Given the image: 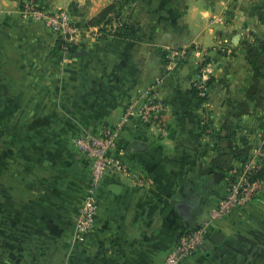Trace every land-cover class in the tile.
Returning a JSON list of instances; mask_svg holds the SVG:
<instances>
[{
    "label": "crops",
    "instance_id": "obj_1",
    "mask_svg": "<svg viewBox=\"0 0 264 264\" xmlns=\"http://www.w3.org/2000/svg\"><path fill=\"white\" fill-rule=\"evenodd\" d=\"M159 1L146 0L149 13L144 29L136 32L137 24L126 36L92 35L80 47L86 52L72 55V61L59 69L54 33L40 21L23 18L18 0H0V129H8L13 119H24L7 131L25 135L34 130L35 139L44 143L37 135L48 129L39 119H58L49 132L57 134L51 141L57 150L52 160L57 167L55 182L46 186L48 194L35 192L32 198L17 202L13 188L18 181L10 168L13 160L3 159L0 264H11L16 252V264L58 260L59 255L38 250L48 243L57 245L58 231H67L69 237L64 241L68 246L81 247V254L67 256L70 262L164 264L178 234L205 218L226 190L224 173L240 161L236 153L245 150L249 154L262 141L264 17L259 11L264 6L253 0H167L173 6L167 13H158L154 7L167 2ZM94 6L85 9L88 17L98 12ZM163 37V43L171 46L192 40L205 41V45L193 50L195 53L187 50L175 70L167 71L162 55L166 45L157 41ZM253 40L259 44L252 45ZM215 42L219 43L211 45ZM204 52L211 59L207 66L201 63L205 67L202 77H208L205 106L191 85L200 73L195 76L198 54ZM159 76L164 78L160 94L168 105L166 133L136 119L126 122L119 133L122 157L144 182H133L121 172L107 173L96 193L92 225L75 236V213L86 192L88 170L80 153L74 157L68 135L78 127L96 131L115 122L131 96ZM203 107L209 116L204 124L199 121ZM30 117L33 122H25ZM64 138L67 146L60 145ZM131 141L144 148L128 151ZM77 160L84 165L80 172L72 169ZM25 182L19 185L24 191ZM111 185L119 189L112 191ZM262 186V192L250 202L257 213L262 207L259 202H264V181ZM188 202L190 217L184 219L176 205ZM244 206L216 221L215 227L223 233L219 243L209 235L202 250L179 264L245 262L247 240L236 227L246 229L247 222H242L248 209ZM239 235L242 237L236 238ZM27 247L34 250L28 252Z\"/></svg>",
    "mask_w": 264,
    "mask_h": 264
},
{
    "label": "rangeland",
    "instance_id": "obj_2",
    "mask_svg": "<svg viewBox=\"0 0 264 264\" xmlns=\"http://www.w3.org/2000/svg\"><path fill=\"white\" fill-rule=\"evenodd\" d=\"M42 1L44 3H46L47 7L51 8V9L66 10L70 19L75 22V24L78 28L77 38H76V40L70 42L68 53H66V55H64V53L60 52L59 48L56 47L57 51H58V56H59L58 57L59 59L56 61V63L58 65L59 69L65 68L67 63L72 61L73 52L75 50L80 49V47H81V45H83L84 41L86 39L91 38L90 36L93 35L96 38H100L102 35H104V36L108 35L109 37H112L115 35L126 36L138 24L139 26L136 27V29H135V31L137 32L140 29H144L146 27L147 20L145 19V16H146V14L149 13V12L147 13V7H146V3H145L146 0H140L138 3H135L138 0H136V1L135 0H42ZM156 1H159V0H156ZM253 1H257L258 5L260 7L264 6V0H253ZM133 3H135V4L133 5ZM159 3H161V1H159ZM94 4H95L94 7L97 6L99 10L106 5L111 6V10L109 13H106L102 16H97V20H99L98 23H95V20L93 18V16L98 12H95V14H93V15L91 14V16H89V17L87 16V12L85 13V9L89 5H94ZM172 6H173V3L170 4V2L167 1L165 6L158 5V6H155L154 8H155V11L158 13H164V12L167 13V11ZM229 8H230V5H229ZM156 9H158V10H156ZM226 9H227V6H226ZM93 11H95V10H93ZM259 12H260V16L264 17V7ZM28 21H32V20H28ZM41 23L45 27H47L43 22H41ZM93 25H96V27H94ZM90 26H92V27H90ZM104 32H107V33H104ZM245 34H247V33H245ZM55 37H56V35H55ZM56 39H57V37H56ZM163 39H165V37L159 38L157 41H160V43L163 46L166 45L165 48L162 50V55L164 57V69L165 70H167L166 64H167V61L169 60V54L171 52H173L175 50H179V51L184 50L185 55H186L187 50H191L193 53H195L193 50H195L197 52V50H200V48L203 49L204 48L203 45H205V41H197V40L194 41V40H192V41H188V43H186V44L171 41V42L177 43L174 46H171L173 44L170 45V43L169 44L163 43ZM179 40H181V39H176V41H179ZM227 42H226L227 44H231V42L229 40H227ZM233 42L236 44L237 39ZM218 43L219 42H217V43L215 42L213 44L211 43V45H215ZM221 44L222 43H220V45ZM251 44L252 45H258L259 41L253 40ZM208 45H210V44H208ZM202 51H204V50H202ZM198 59H199L198 60L199 65L197 66L195 76L197 75V71H199L200 68H202L201 63H202V65L207 66L208 63L211 62L210 56H208L206 52H204L203 54H198ZM177 65H178V63L175 65V67ZM175 67H173L172 69L175 70ZM65 73H66V71L60 72L59 76L63 77L65 75ZM196 78H198V76H196ZM152 85H154L155 87H158L159 91L161 92L163 89V86H164V78L159 76L157 79L150 81L149 83L145 84L142 88H139L131 96L129 101L135 97L140 96L145 89H147L149 86H152ZM191 85L193 86V79L191 80ZM60 93H62V92H60ZM129 101H128V103H129ZM201 104H203L204 106L207 105V104L202 103V102H201ZM49 105H50V103H48V106ZM206 112H208V110L203 107L202 111H201V116L206 117L204 119L208 120L209 116H207ZM13 120L15 121L14 124H13V122H9V125H11V126L18 125V123L22 122L24 119H16V120L13 119ZM33 120L34 119H32L30 117V118L25 119V122L29 123V122H33ZM39 121H41L43 124H45V126L48 129L47 133L37 135L38 137H43V140H45L44 143L35 139L36 135L34 134V130H32V131L29 130L28 133L24 135V134H20V133L14 134V133H10L9 131H7L11 126H9L8 129L3 128V131H1V129H0V186L2 185V183L4 181L3 180V176H4L3 159H11L13 161L10 162V168L12 170L14 180L18 181V182H15V186L13 188L14 194L16 197L15 198L16 201L19 200V198H23V199L26 197L32 198V196L35 192L38 195H40V194L45 195L46 193L48 194L49 193L48 187H46V186L48 184H51V182H55V171H56L57 166H55V164L53 163L52 160H53V157L55 156L57 150L52 145L51 141H52V139H55L57 137V134L54 133V135H52L49 132L51 129L50 127L54 126L55 123L58 121V119L57 118H53V119L43 118V119H39ZM200 122H201V117H200ZM164 124L167 127L166 119H165ZM102 126L103 125H101V127ZM85 131L86 130H82L78 127V128H76V132L74 134L68 135V142H69V144L71 143L75 149V156L74 157H76L78 155V153L80 152L78 149L77 141H78L79 137H81V135L85 133ZM87 131H91V130L88 129ZM24 136H26V138H24ZM64 136L66 137V134ZM262 136L264 139V134L261 135L260 137H262ZM263 139H261L262 141H260V143L257 145V147H259L261 145L264 146V143H263L264 140ZM60 145L67 146V139L64 138L63 142H60ZM251 153L248 154L245 150H241L240 152L236 153V156L240 159V161L236 164H231L230 166H228L226 168V170L231 169L233 167H238L240 165V163H242L241 161H244L250 155H252ZM29 163H31V164H29ZM13 169L15 171H13ZM25 169H27V170L24 171ZM26 178H27V181L25 180ZM23 182L26 183V187H27L26 191L22 190V186H19V185H22ZM44 188H46L47 191L44 190ZM84 195L82 197H80V201H79V204L77 206L76 213H75V222L78 218L79 208H80L79 205H81ZM2 196L3 195L0 196V206H2L4 204L2 201ZM256 196H254L253 198H255ZM252 199L249 200L248 202L244 203V204L241 203L238 206V207H241V206L245 205L244 207L248 209L245 212V215L243 218L244 222L241 221L242 223L247 222L246 224H244V225H246V229L243 230L242 226H236L237 228H240V229H242V231H244L245 234L243 233V236L247 240V243H246L247 247L244 248V252H245V255H248V256L245 258V262H243L241 264H264V241H263V239H264V202H262V201L259 202V207H261V206L262 207L260 208L259 212L257 213V212H255L257 207L254 204L250 203L251 201H253ZM43 201H45V200H43ZM7 204H8V202H7ZM30 204L32 205V207L35 205L33 202H30ZM226 216H224V217H226ZM207 217H208V215L205 218H207ZM224 217H221V218H224ZM205 218H201V219L204 220ZM221 218H218V219H221ZM218 219H216L213 222L212 231L216 228L215 224H216V221ZM83 230H84L83 228H80L76 225L75 236H77V237L81 236L82 235L81 233ZM68 237H69V234L67 233V231H65L63 233L62 232L60 233L58 231L57 232V238H58V244L57 245H50L48 243L44 246L42 245V247H39L38 250L42 254L52 253V254L59 255V258H58V260H57V258L52 259L51 260L52 262L43 261V263L40 262L37 264H82V262H77V261L70 262V261H68V258H67L68 255H70L72 253H78V254L82 253L81 247H78L79 245L71 243V245L68 246L67 243H65L64 240H66V238H68ZM240 237H242V235H239L236 238H240ZM251 240H252V242L250 243ZM260 240H261V242H260V244H258V246H256V244H254V246H252V243H256ZM33 250H34V247H27L28 252L33 251ZM63 255H64V257H63ZM257 255L259 256V258L257 257ZM17 256H18L17 252H16V254H13L11 256V264H16L14 262V258H16ZM255 257H257V258H255ZM21 264H33V263H30L29 261L28 262L23 261Z\"/></svg>",
    "mask_w": 264,
    "mask_h": 264
},
{
    "label": "built area",
    "instance_id": "obj_3",
    "mask_svg": "<svg viewBox=\"0 0 264 264\" xmlns=\"http://www.w3.org/2000/svg\"><path fill=\"white\" fill-rule=\"evenodd\" d=\"M18 1L17 7L20 15L28 20L43 22L56 35V40L60 43L59 50L66 55L70 42L76 40L78 35V28L75 22L70 19L67 11L51 9L42 0ZM93 26L96 27V25ZM184 55V50L171 52L166 64L167 70L175 67ZM204 68L202 66L199 70L201 77L199 73L198 78L193 79V87L196 89L197 97L206 104L208 77H202V73L205 72ZM167 112L168 105L164 102L159 88L152 85L123 107L116 122L104 125L96 131L86 130L79 137L77 145L87 166L88 181L85 195L79 205V214L76 220L78 227L85 229L92 225L96 211V193L107 173L121 172L132 177L133 182L140 184L144 182L142 176L130 171L128 162L121 155L122 146L119 133L125 123L136 119L144 125L154 126L159 132L166 133L167 127L164 122ZM204 118L206 117H201L202 123L208 121ZM251 154L247 159L241 161L242 163L238 167L226 171V190L209 211L207 218L178 234L164 257V264H179L183 259L202 250L216 219L229 215L241 203L248 202L262 192L264 178L256 177L254 174L263 164L264 146L256 147Z\"/></svg>",
    "mask_w": 264,
    "mask_h": 264
},
{
    "label": "water",
    "instance_id": "obj_4",
    "mask_svg": "<svg viewBox=\"0 0 264 264\" xmlns=\"http://www.w3.org/2000/svg\"><path fill=\"white\" fill-rule=\"evenodd\" d=\"M85 52H86V50L84 48H80L77 51L73 52V55L78 56V55L84 54ZM143 148H144V145L139 143L138 141H131L127 145L126 149L128 151H136V150H141ZM83 166H84L83 163L81 161L77 160L73 163L72 169L76 172H80V171H82ZM110 189L112 191H117L119 189V186L111 185ZM176 207L179 210L182 217H184V219L190 217V212H191V208H192L191 203H189V202H188V204L184 203L181 206L176 205ZM222 237H223V233L218 229L213 230L210 234V239L215 243H219L221 241Z\"/></svg>",
    "mask_w": 264,
    "mask_h": 264
},
{
    "label": "trees",
    "instance_id": "obj_5",
    "mask_svg": "<svg viewBox=\"0 0 264 264\" xmlns=\"http://www.w3.org/2000/svg\"><path fill=\"white\" fill-rule=\"evenodd\" d=\"M110 10H111V6H110V5H106V6L102 7V8L98 11V13H97L96 15L93 16V18H94V20H95V23H98V21H99V20H97V16H102V15L108 13ZM56 47H58V48L60 47V43H59L58 40H56ZM192 91H193L194 95L197 96V94H196V89H194L193 86H192ZM199 121H200V118H199ZM203 124H204V123H203ZM203 124H201V127H202ZM254 175H255L256 177H262V178H264V161H263L262 166L256 171V173H255Z\"/></svg>",
    "mask_w": 264,
    "mask_h": 264
}]
</instances>
